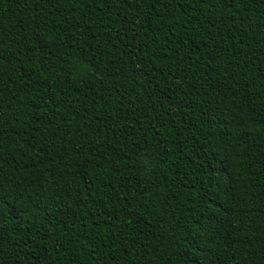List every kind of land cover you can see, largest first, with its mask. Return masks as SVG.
Here are the masks:
<instances>
[{"label": "trees", "instance_id": "obj_1", "mask_svg": "<svg viewBox=\"0 0 264 264\" xmlns=\"http://www.w3.org/2000/svg\"><path fill=\"white\" fill-rule=\"evenodd\" d=\"M0 264H264V0H0Z\"/></svg>", "mask_w": 264, "mask_h": 264}]
</instances>
